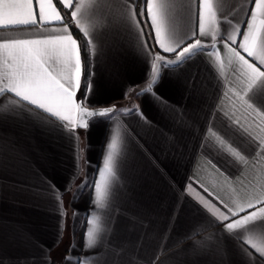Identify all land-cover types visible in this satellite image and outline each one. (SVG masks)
<instances>
[{"label":"crops","instance_id":"1","mask_svg":"<svg viewBox=\"0 0 264 264\" xmlns=\"http://www.w3.org/2000/svg\"><path fill=\"white\" fill-rule=\"evenodd\" d=\"M94 2L111 4L117 12L127 11L122 5L134 8L138 4V0ZM168 2L172 5L171 27L181 35L190 23L188 9L194 10L196 5L194 0ZM214 3L230 17L236 16L231 21L236 25L244 19L249 0ZM56 6L63 15L61 5ZM143 6L144 3L139 5ZM141 18L144 24L139 15L132 18L129 13L128 21L113 33L104 32L106 25L99 11L92 15L93 44L86 49L88 70L93 73L88 106L115 105L119 110L139 105L151 126L141 122L135 113L117 112L112 120L94 118L87 136L78 130L79 180L73 176L76 162L72 143L41 124L37 115L47 119L45 114H34L27 107L14 113L13 106L0 104V264H67L65 257L69 256L79 257L80 264H149L156 257L155 264H248V258L223 231L222 224L209 223L211 213L197 199H209L207 193H211L235 210V205H243L248 197L264 198V157L251 151L246 136L234 133L231 138L225 137L246 157V161L238 162L239 170L232 163L236 158L223 149L217 151L214 140L210 143L214 155L201 147L205 129L211 126L209 113L217 106L230 115L235 113L233 118L239 117L245 126L250 123L238 103L233 107L235 97L224 95L229 88L239 89L245 82L235 78L233 62L218 41L225 65L219 87L215 50L209 48L178 67L161 68L154 90L167 101V109L151 93L126 98L124 93L130 86L145 87L143 82L150 68L146 51L153 56L160 51L166 59H175L156 47L146 15ZM224 27L227 26L222 25V31ZM17 31L0 30V36H14ZM73 35L80 42L81 35ZM251 98L264 106V92ZM220 115L217 128L224 119L222 112ZM116 132L119 142L114 153L115 176L104 207H100L89 202L95 199L94 185L83 187L81 194L77 189L85 176L89 182L99 181L108 144ZM257 134L264 136V131L258 130ZM85 147L90 168L84 159ZM190 181L196 183L188 188ZM49 184L61 192L68 186L62 207L58 208L50 197ZM217 206L220 207L218 203ZM61 212L66 215L61 216ZM92 220L99 224L104 247L88 250L90 256L85 260L84 237L88 227L93 226L88 223ZM250 251L260 259L254 250Z\"/></svg>","mask_w":264,"mask_h":264},{"label":"snow or ice","instance_id":"2","mask_svg":"<svg viewBox=\"0 0 264 264\" xmlns=\"http://www.w3.org/2000/svg\"><path fill=\"white\" fill-rule=\"evenodd\" d=\"M143 3V7L137 4L134 8L122 5L120 7L127 11L117 12L111 4L97 5L94 0H56L55 3L54 0H0V30H19L14 36H0V104L13 106L11 111L14 113L27 107L29 112L34 114H45L47 119L37 115L41 124L50 127L72 143L73 159L76 162L73 176L79 180L78 130L82 129L87 136L94 118L112 120V115L117 112L124 115L135 113L141 122L151 125L139 105L119 110L115 105L100 108L88 106L91 104L93 73L88 70L87 61L82 59L81 43L73 35V30L81 35L83 46L87 49L93 44V32L90 28H94V25L91 17L97 11L105 22L104 32L113 33L119 32L124 22L128 21L129 13L132 18L146 15L156 47L164 54L174 55L175 59H166L160 51L154 56L146 51L145 58L150 68L143 82L145 87L132 85L125 91L124 96L142 97L145 93H151L153 98L167 109V101L154 90L161 75V68L178 67L209 48L215 50L216 67L220 70L215 78L219 87V77L224 75L225 68L224 57L217 48L219 41L233 62L235 78H242L245 82L239 89L229 88L224 95L229 99L235 97L233 107L238 103L244 119L250 123L245 126L239 117L233 118L235 113L230 115L221 106H217L216 111L209 113L208 124L211 126L205 129V142L201 147L206 153L214 155L210 147L211 141L214 140L217 151L223 149L225 153L236 158L232 163L239 170L238 162L246 161V157L225 138H231L235 133L246 136L251 151L264 157V136L257 134L258 130L264 131V106L254 103L251 98L253 94L264 92V0H249L244 19L236 25L231 23L236 16L230 17L214 0H194L196 7L194 10L188 9L190 23L181 35L171 27L172 5L168 0H143ZM57 4L64 10L63 15ZM57 23L63 27H51ZM139 23L140 21H137V25ZM222 25L227 26L223 31ZM228 27H231V32ZM205 40H210L211 43L206 44ZM221 112L224 119L222 126L217 128L216 121L221 120ZM118 142L119 133L116 132L108 144L103 168L99 170V181L94 179L89 182L85 176L81 187L77 189V194H81L83 187H88L89 183L94 185L95 199L89 202L100 207H104L111 180L115 176L114 153ZM84 152V159L90 168L87 147ZM193 183L196 182L190 181L188 188H191ZM199 187L207 193L203 185ZM67 191L69 188L66 185L64 192ZM64 192L49 184L50 197L58 208L63 205ZM77 194H74V199ZM207 195L209 199L203 196H198L197 199L203 208L211 213L209 223L222 224L223 231L237 244L241 254L248 258V264H264V198L248 197L243 205L237 204L233 210L223 200L212 197L211 193ZM212 199H216L220 207L217 203H212ZM60 214L66 215L63 212ZM88 223L93 226L88 227L84 237L85 260L90 256L88 250L98 251L104 247L98 222L92 220ZM250 249L259 255V260L253 256ZM114 254L120 255L117 252ZM74 259L76 264H80L79 257H65L67 264H73ZM155 259L150 260L149 264H155ZM104 264L108 262L105 261Z\"/></svg>","mask_w":264,"mask_h":264},{"label":"trees","instance_id":"3","mask_svg":"<svg viewBox=\"0 0 264 264\" xmlns=\"http://www.w3.org/2000/svg\"><path fill=\"white\" fill-rule=\"evenodd\" d=\"M143 3V0H138V4H142ZM139 19L140 21L144 24V20L139 16ZM73 33L74 34H77V32L75 30H73ZM80 40V43H81V53H82V59L86 60L87 61V64H88V59H87V54L85 55L86 53V49L84 48V41L81 39V37L79 38Z\"/></svg>","mask_w":264,"mask_h":264},{"label":"water","instance_id":"4","mask_svg":"<svg viewBox=\"0 0 264 264\" xmlns=\"http://www.w3.org/2000/svg\"><path fill=\"white\" fill-rule=\"evenodd\" d=\"M97 108H100V107H97Z\"/></svg>","mask_w":264,"mask_h":264}]
</instances>
